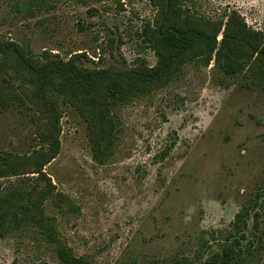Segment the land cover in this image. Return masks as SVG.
Here are the masks:
<instances>
[{
    "label": "rangeland",
    "instance_id": "rangeland-1",
    "mask_svg": "<svg viewBox=\"0 0 264 264\" xmlns=\"http://www.w3.org/2000/svg\"><path fill=\"white\" fill-rule=\"evenodd\" d=\"M164 3L0 0V41L39 63L79 55L89 70L153 67L154 52L136 34L161 25ZM177 3L180 25L211 36L220 29L216 50L227 23L233 33L244 27L247 48L264 45V0ZM244 54L230 76L220 67L229 52L203 49L167 84L125 99L112 92L111 143L101 150L89 123L57 100L60 148L43 168L48 180L30 174L41 146L37 109L17 96L0 100V196L28 204L52 185L39 220L8 221L0 264H61L49 227L88 264H209L226 244L230 264H264V62ZM29 84L14 65L0 75L13 92Z\"/></svg>",
    "mask_w": 264,
    "mask_h": 264
},
{
    "label": "trees",
    "instance_id": "trees-1",
    "mask_svg": "<svg viewBox=\"0 0 264 264\" xmlns=\"http://www.w3.org/2000/svg\"><path fill=\"white\" fill-rule=\"evenodd\" d=\"M161 11L163 16L160 26L153 28L150 24H145L141 32L136 34L140 41L154 52L156 64L153 67L138 63L131 67L89 70L76 64L79 55L67 61L56 59L39 63L25 56L23 49L18 45L0 41V75L6 73L9 65H14L17 72L25 73L30 83V87L22 86L20 92L0 86V100L5 101L10 95L20 97L30 102V107L37 109L41 119V146L30 155V174L48 180L43 168L58 155L61 129L57 100L69 104L89 123L92 142L101 150L111 143L113 122L109 114L108 100L116 94L112 92H117L119 99H125L131 94L154 90L167 84L183 62L190 57V53L201 52L203 49L210 53L216 52L217 57L220 52H229L220 66L227 76L238 71L240 64L235 60V56H244V52H253L257 54V60L264 62V45L247 48L249 44L241 36L244 27L239 33H233L231 23H227L216 50V35L220 29L211 36L190 26L180 25L182 21L179 20L180 8L177 0H165ZM260 73L263 71L260 70ZM50 187L52 188V185L49 181L37 198L28 204L11 203V197L0 196V235L5 234L6 225L11 218L14 219L13 223L21 218L39 220L42 217L41 204L50 193ZM15 211L19 212V218L16 217ZM244 218L243 213H237L234 226L244 224ZM43 233L54 245L55 256L61 264H88L83 257L71 255L58 241L54 229L49 227ZM233 256L235 253L232 246L226 244L222 252L214 254L208 263L230 264Z\"/></svg>",
    "mask_w": 264,
    "mask_h": 264
}]
</instances>
